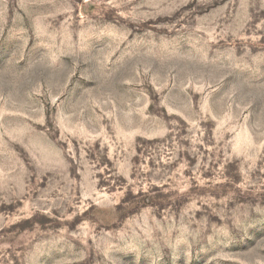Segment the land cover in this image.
<instances>
[{
    "label": "rangeland",
    "instance_id": "1",
    "mask_svg": "<svg viewBox=\"0 0 264 264\" xmlns=\"http://www.w3.org/2000/svg\"><path fill=\"white\" fill-rule=\"evenodd\" d=\"M0 264H264V0H0Z\"/></svg>",
    "mask_w": 264,
    "mask_h": 264
}]
</instances>
